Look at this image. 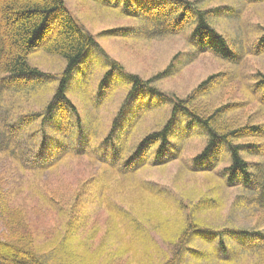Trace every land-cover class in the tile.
Instances as JSON below:
<instances>
[{
	"label": "trees",
	"instance_id": "16d2710c",
	"mask_svg": "<svg viewBox=\"0 0 264 264\" xmlns=\"http://www.w3.org/2000/svg\"><path fill=\"white\" fill-rule=\"evenodd\" d=\"M94 3L136 20L140 25L136 33L151 40L179 36L193 28L192 39L199 52H210L236 66L240 63V56L213 26V13L192 3L183 0H94ZM36 52L64 61L60 80L43 74L30 63V57ZM96 52L106 55L96 38L69 11L65 0H0V111L9 98L23 99L32 93L38 94L45 85H55L53 98L41 113L16 114L12 120L0 114V122L3 118L8 121L0 126V155L15 164L19 177L29 175L27 188L31 189L32 197L36 196L30 201L29 194L22 196V187L16 188L14 184L6 187L0 176V224L4 229L0 234V264H184L195 240L204 241L209 248L196 251L187 264H241L243 261L264 264V126L234 128L228 116L237 110L236 105L203 116L196 103L208 95L204 91L209 92L205 89L209 82H205L186 101L176 103L174 118L165 129L148 136L131 155L129 140H124L123 133L134 132L133 116L137 117L142 109L134 110L130 116L119 112L108 138L111 144L107 157L93 156L95 142L88 136L79 109L66 94L71 80L85 69L92 57L98 56ZM109 65L111 71L104 82L112 72L125 75L127 84L132 85L129 97L149 85V81L126 74L119 63L110 60ZM117 80L114 81L117 83ZM256 93L264 110V79ZM138 101L142 103L140 98L135 103ZM179 115L187 118L186 125L181 123L182 134L189 127L204 130L205 148L196 158L197 162L215 165L218 159L228 156L229 166L223 175L229 185L240 186L243 192L233 208H245L250 216H256L257 231L238 232L211 226L206 214L219 213V209L206 193L198 199L173 201L164 200L144 185H132L128 186L127 193L119 192L123 199L117 201L118 196L106 190L109 187L105 183L114 182L118 176L134 178L139 169L146 167L149 155L142 154L146 147L149 152L158 146V159L164 158L166 147L171 148L170 139L175 135L171 131L174 120H181ZM34 126H39L37 149H42V155L36 157L34 165L26 166L21 152L15 156L13 145H20V133ZM82 139L88 148L86 155L76 151L75 142ZM244 141L249 143L241 144ZM114 143H118V148ZM245 153L259 157L260 162H249L243 156ZM83 156L91 164L101 163L99 175L91 174L85 186L71 196L60 195L62 192L53 189L46 178L62 165L75 163L79 168L75 182L78 184L85 174ZM220 161L200 171H214ZM96 209H102L108 217L107 229L98 243L94 228L97 224L93 222L89 228L88 223ZM49 212L56 217L58 227L54 235L50 233L39 242L40 223L28 216L41 220ZM152 232L161 235L167 250H160ZM226 239L238 247L228 244Z\"/></svg>",
	"mask_w": 264,
	"mask_h": 264
},
{
	"label": "rangeland",
	"instance_id": "374dc122",
	"mask_svg": "<svg viewBox=\"0 0 264 264\" xmlns=\"http://www.w3.org/2000/svg\"><path fill=\"white\" fill-rule=\"evenodd\" d=\"M183 1L213 13V26L240 56L239 65L216 58L210 52H199L192 39L193 28L179 36L151 40L136 33L140 26L136 20L123 17L117 11L105 10L98 3H94V0H65L72 15L87 32L96 38L101 49L106 53L103 55L101 52H96L98 56L92 57L85 69L71 80L66 94L79 109L83 123L88 129V136H91L95 142L93 156L107 157L111 144L108 138L119 112H123V116H130L134 110L142 109L137 117L133 116L134 132L129 133L130 135L123 133L124 140H129V155H131L148 136L165 129L174 118L173 108L176 103L181 100L186 101L205 82H209L205 87L209 92L204 91L208 95L200 97L196 103L203 116L214 110L236 105L237 110L228 116V122L234 128L242 125L264 126V110L260 108L256 93L264 79V2ZM112 31L118 32L111 35L109 32ZM125 34H133L134 37L125 36ZM110 60L119 63L126 74L138 76L144 82L149 81V85L135 91L129 97L132 85L127 84L125 75L112 72L110 79L104 82L106 75L111 71ZM30 63L43 74L58 80L65 70L62 59L50 57L41 52L34 53L30 57ZM116 79H118L117 83ZM54 88V83H51L43 86L38 94L32 93L23 99L10 100L9 98L4 102L0 114L12 120L16 118V114L19 116L31 112L41 113L53 98ZM112 88L115 89L110 92ZM107 91L110 93L108 94ZM139 98L142 103L140 101L135 103ZM179 118L182 121L178 118L174 120L171 131L175 135L170 139L171 148L166 147L164 158L158 159L156 154L158 146L149 152V147H146L142 153L145 156L149 155L146 167L139 169L134 178L118 176L114 182L105 183L110 189L106 187V190L110 191V194L115 193V196H118L117 201L123 199L119 197V192L127 193L128 186L132 185H144L150 192H158L164 200L171 198L173 201L180 198L198 199L206 193L219 209V213L213 211L206 214L207 222L211 226L218 229H235L238 232H253L258 226V218L250 216L245 208L244 210L233 208L243 192L240 186L229 185L228 178L223 175V171L229 166L228 156L225 155L217 160V163L221 161L214 171H200L208 170L209 167L212 168L217 164L202 165L201 161H196L205 148L204 130L189 127L187 132L182 134L181 123L183 122V126L186 125L187 118L184 116ZM7 122L3 118L0 126ZM38 129L39 126H34L21 132L18 138L20 145H13L15 156L21 152L26 166L34 165L36 157L42 155V149H37L40 140ZM84 141L82 139L81 142H75L77 154H80V151L86 155L88 148ZM248 143L249 141L241 142V144ZM113 145L118 148V143ZM243 156L253 164L261 160L248 153ZM83 163L84 179L78 184L75 182L79 168L75 163L62 165L57 172H53L46 179H49L53 189L62 192L60 195L69 197L75 190L85 186L91 174L98 176V170L102 168L100 162L91 164L86 156H83ZM14 167V163H10L0 155V176L4 179L5 186L14 184L16 188L22 187L20 189L23 190L22 196L29 194L30 201L35 200L36 196L32 197L31 189L27 188L30 185L29 175L27 178L19 177ZM87 167L89 170L85 169ZM121 188L123 191H120ZM155 206L158 207V204L155 203ZM107 218L106 212L96 209L88 220L89 228L92 227L93 222L97 224L94 226L96 243L107 229ZM28 219L40 223L37 232L39 242L50 233L54 235V230L56 226L58 227L56 217L50 212L41 220L31 214ZM33 226L31 223L32 230ZM3 230L0 224V234ZM152 237L161 248L160 250H167L159 233L152 232ZM226 242L238 247L229 239H226ZM191 246L193 251L189 252L184 264L193 260L192 255L196 251L201 252L209 248L202 240H195ZM241 264H251V262L243 261Z\"/></svg>",
	"mask_w": 264,
	"mask_h": 264
}]
</instances>
